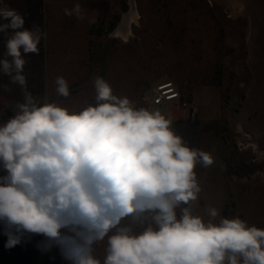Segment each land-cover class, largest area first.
Returning a JSON list of instances; mask_svg holds the SVG:
<instances>
[{"label": "clouds", "instance_id": "clouds-1", "mask_svg": "<svg viewBox=\"0 0 264 264\" xmlns=\"http://www.w3.org/2000/svg\"><path fill=\"white\" fill-rule=\"evenodd\" d=\"M64 11L84 18L78 3ZM0 20L7 21L0 33L12 30L0 72L24 97L0 123L6 248L40 235L38 247L59 249L69 264H264V229L215 207L194 210L202 191L195 168L214 163L209 152L190 147L159 110L115 95L100 76L94 104L38 99L27 88L25 57L39 54L47 34L24 28L23 15L2 0ZM55 84L57 95L70 96L65 78Z\"/></svg>", "mask_w": 264, "mask_h": 264}, {"label": "rangeland", "instance_id": "rangeland-1", "mask_svg": "<svg viewBox=\"0 0 264 264\" xmlns=\"http://www.w3.org/2000/svg\"><path fill=\"white\" fill-rule=\"evenodd\" d=\"M124 1L126 12H122ZM134 1L135 14L121 24L130 10L129 0H2L23 15L24 28L36 24L47 34L38 46L39 54L25 57L28 90L38 99L47 95L50 102L82 108L95 103L93 80L100 76L115 95L154 110L158 106L151 104L152 89L159 83L173 81L185 98L192 88L190 98L199 110L195 121L187 118L185 110L178 118L181 109L172 105L161 113L172 120V127L190 147L214 158L211 166L198 164L195 168L202 191L194 210L206 215L207 207H215L222 216H239L264 229V102H260L264 92V22L248 0ZM77 3L83 19L65 14L66 8L71 10ZM119 14L117 27L106 34ZM101 21L104 51L89 62L93 65L89 68V45L96 39L92 31ZM11 32L0 33V59ZM169 32H177L180 47L170 43ZM219 69V85L206 80V76L219 77ZM57 77L65 78L69 85L88 80L63 98L55 91ZM178 77L186 79L187 90H182ZM23 99L21 87L0 72V123L14 115V104ZM5 243L0 226V264H17ZM97 254L103 258V246ZM53 261L58 262L42 256L39 264Z\"/></svg>", "mask_w": 264, "mask_h": 264}, {"label": "trees", "instance_id": "trees-1", "mask_svg": "<svg viewBox=\"0 0 264 264\" xmlns=\"http://www.w3.org/2000/svg\"><path fill=\"white\" fill-rule=\"evenodd\" d=\"M199 1L202 0H191V3L196 2L198 3ZM195 4V3H194ZM164 6H168V3H164ZM209 7V5H207ZM128 9V4L126 1H124L122 3V12H126ZM120 16L116 15L114 17V20L110 23V26L108 27V29L106 30V34L111 33L118 25L119 21H120ZM104 21L100 22V26L99 28L94 32L92 31L95 36L96 39L92 40L90 45H89V60L86 62L87 67H91L93 65H91V63H89L90 61L94 62L96 61L99 57V53L102 51H104L103 47V42L100 41V37H102L104 34ZM177 33V32H176ZM175 32H169V34L172 35V37H170V43L175 46V47H180L181 42L179 41L180 37L178 38ZM165 36H167V34H165ZM170 36V35H169ZM93 68V67H92ZM91 68V70H92ZM218 75L219 77H216V74L213 76H206V80L210 81V83L214 84V85H219L221 83V69L218 70ZM205 79V78H204ZM86 80H88V77L85 78V80H81L78 82H75L71 85H69L70 91L73 90L76 87H79L81 84H83ZM177 80L179 81L182 90L186 89L188 87H186L185 85V78L183 77H178ZM149 86V85H148ZM191 88V87H190ZM192 89V88H191ZM191 89L188 88V93H189V98H184L188 101H191L190 95H191ZM65 98V97H63ZM145 108L148 109V106H146ZM5 240L7 241V237L4 235ZM43 240V237L40 235H34L29 237H25L20 244H17L15 247L10 248L11 251L13 252V254L15 255V260L17 264H39V259L42 256H46V258H52V260H56L58 261L57 263H55V261H53V264H61V263H65L66 260L63 259V257L60 254L59 249L56 248V251H42L40 247H38V244H40V242ZM55 248V247H53ZM65 264H69L68 261H66Z\"/></svg>", "mask_w": 264, "mask_h": 264}, {"label": "built area", "instance_id": "built-area-1", "mask_svg": "<svg viewBox=\"0 0 264 264\" xmlns=\"http://www.w3.org/2000/svg\"><path fill=\"white\" fill-rule=\"evenodd\" d=\"M151 104L155 106L172 105L187 112V118L195 121L198 107L193 101L186 100L173 81L161 82L152 89Z\"/></svg>", "mask_w": 264, "mask_h": 264}, {"label": "water", "instance_id": "water-1", "mask_svg": "<svg viewBox=\"0 0 264 264\" xmlns=\"http://www.w3.org/2000/svg\"><path fill=\"white\" fill-rule=\"evenodd\" d=\"M250 1L253 0H248L249 4H252L254 12L258 15V17L264 22V0H256V3H252ZM129 7L130 10L126 16H123L122 18V23H127L129 22V18L135 14L136 12V5L134 0H129ZM121 24L119 26H121ZM260 102H264V92L261 93L260 95Z\"/></svg>", "mask_w": 264, "mask_h": 264}, {"label": "crops", "instance_id": "crops-1", "mask_svg": "<svg viewBox=\"0 0 264 264\" xmlns=\"http://www.w3.org/2000/svg\"><path fill=\"white\" fill-rule=\"evenodd\" d=\"M165 106H170V105H162V106H158V107H155L154 110H159L160 112H163V111L166 109ZM151 108H152V107H151ZM152 110H153V109H152ZM182 111H183V110L178 111V112H180V113L178 114V118H182Z\"/></svg>", "mask_w": 264, "mask_h": 264}]
</instances>
